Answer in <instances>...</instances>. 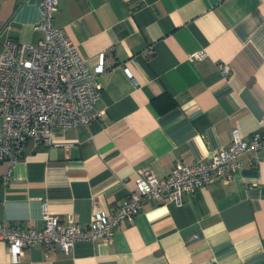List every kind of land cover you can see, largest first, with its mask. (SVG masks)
<instances>
[{
    "label": "crops",
    "instance_id": "0c3cea01",
    "mask_svg": "<svg viewBox=\"0 0 264 264\" xmlns=\"http://www.w3.org/2000/svg\"><path fill=\"white\" fill-rule=\"evenodd\" d=\"M39 3L0 0V54L5 40L41 37ZM54 23L97 70L103 116L26 142L0 184V220L39 227L44 203L87 224L135 188L140 170L163 177L227 146L233 128L243 140L264 131V0H59ZM263 154H240L228 181L213 178L180 204L144 202L109 241L67 252L36 243L12 262L0 240V264H264V160L253 162Z\"/></svg>",
    "mask_w": 264,
    "mask_h": 264
},
{
    "label": "built area",
    "instance_id": "2783aa9c",
    "mask_svg": "<svg viewBox=\"0 0 264 264\" xmlns=\"http://www.w3.org/2000/svg\"><path fill=\"white\" fill-rule=\"evenodd\" d=\"M59 0H40V16L34 28L41 37L33 43L5 40L0 54V161L7 165L0 184L8 183L11 168L21 157L28 140L49 141L51 129L86 126L103 116L93 105L101 93L91 69L65 30L54 23ZM153 52L152 46L147 48ZM203 52L191 58L200 59ZM223 74L228 66L219 65ZM124 72L131 76L127 68ZM231 141L203 161L176 163L169 174L158 177L148 169L138 172L135 188L111 211L96 210L87 224L61 220L42 204L41 225L21 227L0 220V240L6 243L12 262L25 249L41 243L50 250L57 245L69 251L78 241H109L121 220L132 221L146 201L181 203L183 193L192 192L213 178L228 181L241 168L238 157L247 151H264V131L243 140L236 128ZM264 160L253 158L254 163Z\"/></svg>",
    "mask_w": 264,
    "mask_h": 264
},
{
    "label": "trees",
    "instance_id": "16d2710c",
    "mask_svg": "<svg viewBox=\"0 0 264 264\" xmlns=\"http://www.w3.org/2000/svg\"><path fill=\"white\" fill-rule=\"evenodd\" d=\"M171 105H172V100L169 99V103H168L167 105H165V106H167V108H168V107H170Z\"/></svg>",
    "mask_w": 264,
    "mask_h": 264
}]
</instances>
